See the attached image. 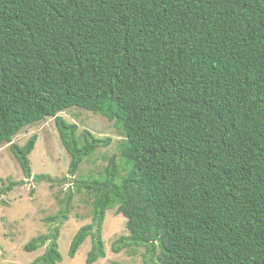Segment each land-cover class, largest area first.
Here are the masks:
<instances>
[{
  "label": "trees",
  "instance_id": "obj_1",
  "mask_svg": "<svg viewBox=\"0 0 264 264\" xmlns=\"http://www.w3.org/2000/svg\"><path fill=\"white\" fill-rule=\"evenodd\" d=\"M73 106L124 138L103 172L73 182L91 217L69 257L87 236L85 262L105 257L101 228L115 207L127 231L116 253L141 246L155 264H264V0H0V143L25 178L36 134L22 145L12 137L46 117L70 176L108 144L57 115ZM72 198L69 187L48 231L24 244L44 246L29 264L62 260Z\"/></svg>",
  "mask_w": 264,
  "mask_h": 264
},
{
  "label": "rangeland",
  "instance_id": "obj_2",
  "mask_svg": "<svg viewBox=\"0 0 264 264\" xmlns=\"http://www.w3.org/2000/svg\"><path fill=\"white\" fill-rule=\"evenodd\" d=\"M57 115L74 123L77 135L88 130L96 137L109 139V142L83 160L76 173L70 176L67 173L69 155L60 142L53 117L32 123L12 137V142L22 145L30 135L36 134L33 150L28 155L30 178L22 174L9 143H0V185H7L9 180L19 182L5 194H0V264H29L43 252L44 246L31 252L24 251L23 246L32 237L48 231L49 224L45 218L57 213L59 200L65 197L69 187L73 198L67 218L59 228L57 244L62 260L58 264H87L85 258L91 246L89 236L73 257L68 256L71 238L80 226L90 222L91 217V198L84 189L74 191L73 182L97 177L103 172L108 158L118 153L124 135L101 114L82 108L73 106ZM37 174H47L56 179L55 183L50 185L47 181L32 179ZM63 177L65 180L59 182ZM126 234L125 218L117 213L115 207L108 209L101 228L105 257L91 264H155V259L151 260L141 246H127L117 253L112 250V243Z\"/></svg>",
  "mask_w": 264,
  "mask_h": 264
}]
</instances>
